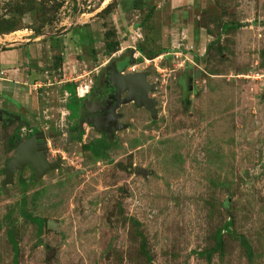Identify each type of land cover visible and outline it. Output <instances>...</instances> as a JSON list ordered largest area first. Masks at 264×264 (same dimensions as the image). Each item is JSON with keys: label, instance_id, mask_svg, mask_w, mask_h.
<instances>
[{"label": "rangeland", "instance_id": "obj_1", "mask_svg": "<svg viewBox=\"0 0 264 264\" xmlns=\"http://www.w3.org/2000/svg\"><path fill=\"white\" fill-rule=\"evenodd\" d=\"M7 21L18 29L1 43L39 36L42 54L1 74L0 264H13V240L19 264H264V0H0ZM107 39L120 42L113 53ZM120 55L150 73L157 115L124 103V126L95 158L84 145L100 135L105 86L80 109L90 118H73L64 80L93 85ZM30 128L58 167L6 184L10 143ZM23 209L47 220L40 238ZM230 219L235 234L208 261L199 253Z\"/></svg>", "mask_w": 264, "mask_h": 264}, {"label": "water", "instance_id": "obj_2", "mask_svg": "<svg viewBox=\"0 0 264 264\" xmlns=\"http://www.w3.org/2000/svg\"><path fill=\"white\" fill-rule=\"evenodd\" d=\"M121 79L115 84L127 90L128 95L123 99L124 103L134 102L138 107H145L153 117L157 115L156 100L150 97V92L155 85L147 81V72H136L121 75ZM5 117L4 111L0 109V121ZM46 140L43 133L31 136L27 141L16 145L15 155L8 160L5 168V183L14 182L16 172L22 171L26 164H29L37 177H42L48 171L57 168V162H50L47 158ZM136 172L140 169L136 167ZM51 224V222L49 223Z\"/></svg>", "mask_w": 264, "mask_h": 264}, {"label": "flooded vegetation", "instance_id": "obj_3", "mask_svg": "<svg viewBox=\"0 0 264 264\" xmlns=\"http://www.w3.org/2000/svg\"><path fill=\"white\" fill-rule=\"evenodd\" d=\"M136 72H147V81H148V78L150 75V73L148 71H139V70L131 71V68L129 67L128 60H126L125 57L122 58L120 55V57L115 59L113 63L107 65V67L105 69H101L97 73L98 77H95V75L93 76V79H94V77H95V79L96 78L97 79L96 80L94 79L93 85L91 83V85L89 87L88 95H86L87 100H91V97L93 96V93L96 90L95 89L96 86H99V85H97L98 78H100L102 86H105V87H103V91H102L101 95L99 96V103L96 101L97 105L100 108L98 109V113L95 116L97 118V120L99 121V123L96 124L95 126L97 128H99V130H101V131H100L99 137H96L93 140L105 139L108 141V137H112V134L109 132L110 130H114V129H117L118 127L124 126L123 124H121L119 122V119L121 117V113H119L118 110L121 109V107L123 106V104H124L123 99H125L127 97L128 91L122 90L121 85L119 87H117L115 84L121 79V77H120L121 75H127L130 73H136ZM151 84H153V83H151ZM129 103L134 104V106H137L134 102H129ZM143 108H145V107H143ZM2 110L4 111V114H5L4 118H6V114H7L6 110H4V109H2ZM80 116H82V115H80ZM82 117H85L86 119L90 118V117H86V116H82ZM40 133L44 134L45 140H46L47 139L46 132L43 129L37 130V129H33V128L31 129L30 128L29 133H26L25 136L20 135L19 137H17L14 140V142L10 143V146H14L15 152H16V145L18 143L27 141L31 136L38 135ZM45 144L47 147V143H45ZM15 152H14V155H15ZM47 153H48V148H47ZM24 171L33 172V168L29 164H26L24 166Z\"/></svg>", "mask_w": 264, "mask_h": 264}, {"label": "trees", "instance_id": "obj_4", "mask_svg": "<svg viewBox=\"0 0 264 264\" xmlns=\"http://www.w3.org/2000/svg\"><path fill=\"white\" fill-rule=\"evenodd\" d=\"M110 6V5H108ZM5 20V19H4ZM236 23H225L224 27L225 29H232L234 27H236ZM17 25L16 22H11V21H7V22H2L0 23V34H5V33H10L14 30H17ZM213 43H211L209 45L208 48H210V46ZM105 45H106V51L109 53H113L114 51H116L117 47L120 45L119 41H114L111 42L109 39H107L105 41ZM70 93L71 96L73 97V99L78 100L79 97L77 95V91L75 88H70ZM75 104L72 103H67V108L71 110V112H75ZM74 115V114H73ZM112 147V143L105 140V139H95L92 140L90 143L85 144L84 148H86V150H90L91 153L95 156V158H104L105 156H107L108 154V150ZM19 185H20V190L21 193L23 194V197L21 199V204L23 207L26 206V197H27V189L30 186L29 182H27L25 179H20L19 181ZM22 214L26 217L27 220L35 223L37 225L38 228V236L40 238V236H42L43 232H44V227L45 224L47 223V220L43 217L40 216H33L32 213L27 212L26 210H22ZM233 223L234 221L232 219L226 221L225 224H223L221 227H219L214 235V239H215V244L209 248L208 250L202 251L199 254L201 256H205L207 258L208 261H211L212 255L218 251L221 250L223 248V244H224V233L227 232L229 235H234L235 231L232 229L233 227ZM13 232L10 230L9 231V236L12 238L13 240ZM142 239H141V252L147 257L148 261H150V257L148 255V252L146 250L147 247V240L146 237L143 233H140ZM239 238L240 243L244 246L246 253L249 256H252V245L250 244V242L242 235V234H237L235 235ZM13 244H14V260H13V264H19V248H18V244L16 241L13 240Z\"/></svg>", "mask_w": 264, "mask_h": 264}, {"label": "crops", "instance_id": "obj_5", "mask_svg": "<svg viewBox=\"0 0 264 264\" xmlns=\"http://www.w3.org/2000/svg\"><path fill=\"white\" fill-rule=\"evenodd\" d=\"M4 35V36H2ZM12 35V33H5V34H0L1 40H7L6 38ZM39 36H31V37H22L21 39H8L10 41H4L6 43H1L0 41V79L4 78L3 75L1 74H7L10 70L15 68L16 63H20L21 67H18L17 69H23L24 73L26 70L30 71L32 69V64H37L40 60V54L38 50V43L39 42H33V40H36ZM32 42V43H31ZM49 43L50 40H48ZM40 44L43 45L42 49H44L46 46H44L43 43L40 42ZM33 46L32 51L28 52L29 48ZM48 48L50 49L51 45H47ZM45 53H48L45 51ZM33 58V59H32ZM135 62V60H134ZM16 70V69H14ZM89 72L92 71H88ZM64 80V79H63ZM66 82L65 84V91L68 96H70V99L67 103H72L75 104V112L71 113V116L78 117L80 114V109L84 106L83 104L86 103V95H88V90L90 87V80L87 79L88 83L85 85V87H81L77 85L75 81L72 80H64ZM63 82V81H61ZM70 88H75L77 91V95L79 97L78 100L73 99V97L70 95ZM67 107V105H66ZM2 109V108H0ZM68 109V108H67ZM71 111L70 109H68ZM74 114V115H73Z\"/></svg>", "mask_w": 264, "mask_h": 264}, {"label": "built area", "instance_id": "obj_6", "mask_svg": "<svg viewBox=\"0 0 264 264\" xmlns=\"http://www.w3.org/2000/svg\"><path fill=\"white\" fill-rule=\"evenodd\" d=\"M134 68V67H133Z\"/></svg>", "mask_w": 264, "mask_h": 264}]
</instances>
